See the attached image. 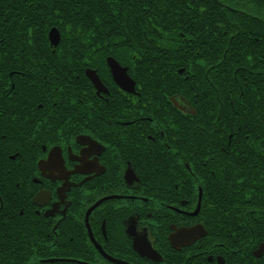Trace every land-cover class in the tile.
<instances>
[{
	"label": "flooded vegetation",
	"instance_id": "flooded-vegetation-1",
	"mask_svg": "<svg viewBox=\"0 0 264 264\" xmlns=\"http://www.w3.org/2000/svg\"><path fill=\"white\" fill-rule=\"evenodd\" d=\"M94 52L83 56L78 112L48 135L40 120L31 135H14L13 113L0 110L13 118L0 130V264H264V240L216 224L201 184L214 170L184 162L183 119L194 108L175 106L186 100L178 90L138 88L126 63L93 61ZM108 58L131 89L116 83ZM227 130L197 119L195 135L199 144Z\"/></svg>",
	"mask_w": 264,
	"mask_h": 264
},
{
	"label": "trees",
	"instance_id": "trees-1",
	"mask_svg": "<svg viewBox=\"0 0 264 264\" xmlns=\"http://www.w3.org/2000/svg\"><path fill=\"white\" fill-rule=\"evenodd\" d=\"M86 47L93 61L126 63L138 88L183 95L196 111L183 119L184 162L214 170L201 184L216 224L263 241L264 0H0V110L13 113L14 135L73 119ZM13 118L0 114V130ZM197 119L229 130L198 144Z\"/></svg>",
	"mask_w": 264,
	"mask_h": 264
},
{
	"label": "water",
	"instance_id": "water-1",
	"mask_svg": "<svg viewBox=\"0 0 264 264\" xmlns=\"http://www.w3.org/2000/svg\"><path fill=\"white\" fill-rule=\"evenodd\" d=\"M47 38L49 40V44L51 47H56L59 43L60 40V34L58 30L53 27L48 31ZM108 65L110 67V70L112 72L113 78L116 81V83L125 90H129L133 87L132 82L129 80L126 71L124 68H121L117 62L114 60L108 58ZM181 72V70H180ZM87 76L95 83L98 85L99 80L95 73L93 71H88ZM98 87V86H97ZM175 106H177L180 110H182L184 113H189L191 112V107L188 105V103L184 100L183 102V107L179 106L175 101H173Z\"/></svg>",
	"mask_w": 264,
	"mask_h": 264
}]
</instances>
